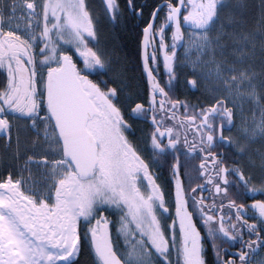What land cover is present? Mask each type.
<instances>
[{
  "label": "snow or ice",
  "instance_id": "6c2138e0",
  "mask_svg": "<svg viewBox=\"0 0 264 264\" xmlns=\"http://www.w3.org/2000/svg\"><path fill=\"white\" fill-rule=\"evenodd\" d=\"M261 252L264 0H0V264Z\"/></svg>",
  "mask_w": 264,
  "mask_h": 264
},
{
  "label": "flooded vegetation",
  "instance_id": "af4514ba",
  "mask_svg": "<svg viewBox=\"0 0 264 264\" xmlns=\"http://www.w3.org/2000/svg\"><path fill=\"white\" fill-rule=\"evenodd\" d=\"M94 4H96L97 6H99V2L100 0H93ZM133 48H135V45H133ZM160 76H164V69H163V64H162V54L160 56ZM181 100H187L190 104H197L200 99H201V94L200 93H194V92H190L188 90L185 89H181L180 92H177L176 94ZM183 110L181 109V112ZM179 118V117H178ZM169 123H171V121H169ZM221 153L228 155L229 153L227 152L226 149L222 148L219 150ZM205 196L208 195V193H204ZM252 201L249 200L248 203H251ZM224 211L227 212L228 209L227 207L224 208ZM249 215H251V213H249ZM113 235H115V233H113ZM245 239H248L247 235H245ZM224 249H226V251L230 254V255H235L239 252L240 250V246L237 245L236 243H232L231 246H229V244H225L223 246ZM260 257H264V252L259 253V256L257 257V259H259Z\"/></svg>",
  "mask_w": 264,
  "mask_h": 264
},
{
  "label": "rangeland",
  "instance_id": "374dc122",
  "mask_svg": "<svg viewBox=\"0 0 264 264\" xmlns=\"http://www.w3.org/2000/svg\"><path fill=\"white\" fill-rule=\"evenodd\" d=\"M191 55H192V57H193V58H195V56H196V53H195V52H193Z\"/></svg>",
  "mask_w": 264,
  "mask_h": 264
}]
</instances>
